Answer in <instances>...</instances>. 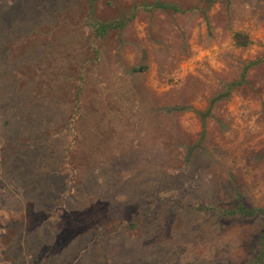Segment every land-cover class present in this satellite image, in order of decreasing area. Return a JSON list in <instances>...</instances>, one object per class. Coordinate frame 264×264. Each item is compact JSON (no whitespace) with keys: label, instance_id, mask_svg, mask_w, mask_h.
<instances>
[{"label":"rangeland","instance_id":"obj_1","mask_svg":"<svg viewBox=\"0 0 264 264\" xmlns=\"http://www.w3.org/2000/svg\"><path fill=\"white\" fill-rule=\"evenodd\" d=\"M238 202L264 207V0H0V264H264Z\"/></svg>","mask_w":264,"mask_h":264},{"label":"trees","instance_id":"obj_2","mask_svg":"<svg viewBox=\"0 0 264 264\" xmlns=\"http://www.w3.org/2000/svg\"><path fill=\"white\" fill-rule=\"evenodd\" d=\"M113 25H116V23L115 22L99 23L97 25V31L101 33L106 28L113 26ZM232 38L237 45H246L249 41L248 38L244 34H242L240 31L233 32ZM227 212L237 213L243 216L260 215L264 218V207H259V208L249 207V206L243 205L241 202H238L237 205L233 209L227 210ZM258 244H259L260 249H259L258 254L255 257L256 260H260L264 254V232L263 231L258 234Z\"/></svg>","mask_w":264,"mask_h":264}]
</instances>
